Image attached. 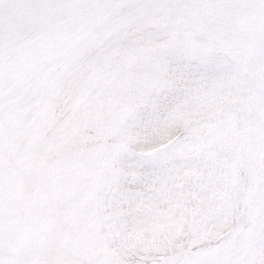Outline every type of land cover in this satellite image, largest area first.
I'll return each instance as SVG.
<instances>
[{
	"label": "snow or ice",
	"instance_id": "6c2138e0",
	"mask_svg": "<svg viewBox=\"0 0 264 264\" xmlns=\"http://www.w3.org/2000/svg\"><path fill=\"white\" fill-rule=\"evenodd\" d=\"M0 264H264V0H0Z\"/></svg>",
	"mask_w": 264,
	"mask_h": 264
}]
</instances>
